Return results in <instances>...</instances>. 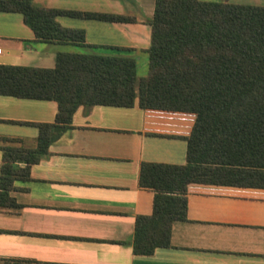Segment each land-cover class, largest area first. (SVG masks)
Returning a JSON list of instances; mask_svg holds the SVG:
<instances>
[{"label": "crops", "instance_id": "1", "mask_svg": "<svg viewBox=\"0 0 264 264\" xmlns=\"http://www.w3.org/2000/svg\"><path fill=\"white\" fill-rule=\"evenodd\" d=\"M222 2L224 0H201ZM264 6V0H226ZM63 11L121 16L119 20L58 15L81 30L95 52L130 49L147 67L154 0H31ZM73 44L34 40L21 15L0 12V64L49 68ZM89 52V51H88ZM146 74V72H145ZM56 104L0 95V146L34 147L37 128ZM194 115L183 111L79 105L70 123L13 183L15 206H0V264H264V187L191 181L186 219L171 224L168 243L147 255L131 250L136 215L151 212L153 190L139 183L142 163L182 165ZM2 138L17 141L1 140Z\"/></svg>", "mask_w": 264, "mask_h": 264}, {"label": "trees", "instance_id": "2", "mask_svg": "<svg viewBox=\"0 0 264 264\" xmlns=\"http://www.w3.org/2000/svg\"><path fill=\"white\" fill-rule=\"evenodd\" d=\"M0 12L20 14L35 41L87 48L56 52L49 68L0 64L1 96L56 104L53 122L26 123L37 128L34 147L0 146V206H15L13 183L29 180V167L79 105L129 107L134 100L143 109L189 112L194 120L183 137L184 164L140 166L139 183L153 196L151 212L134 218L133 254L167 245L171 224L186 219L189 182L264 187V6L154 0L146 74L138 78L130 49L95 52L81 30L55 21L58 15L121 16L42 8L31 0H0Z\"/></svg>", "mask_w": 264, "mask_h": 264}, {"label": "rangeland", "instance_id": "3", "mask_svg": "<svg viewBox=\"0 0 264 264\" xmlns=\"http://www.w3.org/2000/svg\"><path fill=\"white\" fill-rule=\"evenodd\" d=\"M146 72V66L139 64L136 69V77H142L145 75Z\"/></svg>", "mask_w": 264, "mask_h": 264}]
</instances>
